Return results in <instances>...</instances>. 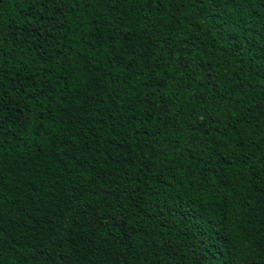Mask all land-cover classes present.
I'll return each instance as SVG.
<instances>
[{
    "label": "trees",
    "instance_id": "16d2710c",
    "mask_svg": "<svg viewBox=\"0 0 264 264\" xmlns=\"http://www.w3.org/2000/svg\"><path fill=\"white\" fill-rule=\"evenodd\" d=\"M0 264H264V0H0Z\"/></svg>",
    "mask_w": 264,
    "mask_h": 264
}]
</instances>
